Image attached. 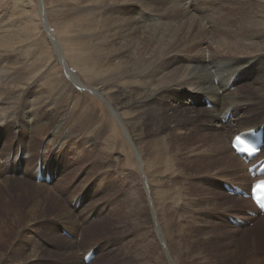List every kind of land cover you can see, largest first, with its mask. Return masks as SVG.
I'll use <instances>...</instances> for the list:
<instances>
[{"label": "bare ground", "instance_id": "6f19581e", "mask_svg": "<svg viewBox=\"0 0 264 264\" xmlns=\"http://www.w3.org/2000/svg\"><path fill=\"white\" fill-rule=\"evenodd\" d=\"M209 1H212L213 3L218 1L217 8L215 7L210 15L213 29H215L212 30V32L208 31L207 28L201 24L198 17L195 16H204L210 10L209 8L207 9L205 4L200 3L197 0H81L83 8H85L88 13L87 19L85 18L86 23L83 22L85 24L82 25V29L91 35L93 42H95L94 46L97 49L100 47L99 51L101 54L98 53L99 56L96 59L83 61L75 60L69 63L70 68L67 66L66 75L60 73L61 75L57 76L59 75L60 70H54L52 68L49 70L46 63H32V60L27 58L29 56V53L27 52V59L23 56V58L21 57L22 60L17 59L12 62L8 71L0 72V146L2 147L5 142L7 154L3 153V156L6 155V158L12 157L13 159L10 176L0 171V176L2 175L3 177V180L0 182V187L8 188V185H10L9 188L14 187V189L11 190L12 195H16V197L22 196L28 200L27 209L30 214L28 218L29 225L35 223L36 215L39 213L42 206L47 208L50 207L54 211V215H52L51 218L53 217L67 225H72L75 222L70 209L79 219L84 221L85 218H87L85 224L89 225L99 216L103 215L96 208L90 210V206L87 205L91 198V192L89 190L91 189L93 191L92 200L95 197L94 202H102V204H96L95 206L105 209L107 217L112 213L110 216L113 215L111 218H113L112 223H114V227H112L113 229L108 231L104 236L107 242L111 244L110 250L102 243H98L102 237L99 239L92 238L90 241L86 242V244L83 243L87 245V249L82 257L89 251L94 252V258L89 264H93L96 261L100 252L105 253L110 251V253L108 252L109 255L112 253L114 255L115 239L124 240L125 245H123L122 248H125L124 251H126V254L124 257H120L121 260L123 258L130 259L132 260L131 264H133L134 261L136 262L139 260L140 255L138 249L132 250L131 247L134 243L139 242V238L141 237V232L139 230L143 226L153 229L154 232V238L149 248H146L145 244L141 242L144 251L148 252L151 247H154L155 249L154 257L146 259L144 264H175V262H173V255L176 253H171L170 249L167 247L163 232L169 230L171 234L176 235L172 229V226L177 223L176 220L172 218L173 206L180 202V194L182 193L179 192L184 190H182L181 187L174 186L179 180L181 181V178H177L178 180L176 179L175 176L177 174L175 175L172 171V166L170 164L172 159V149L174 148L172 147L173 143L170 142V138L179 134L184 136L185 141L182 139L183 142L180 140V142H176L181 145L183 148H181L182 150L185 148L186 150L189 149L187 155H191L190 157L192 159H188H190L191 162L197 161L198 165L204 169L203 174L214 175L210 171V166L214 165L217 172L219 171L220 173L221 171L223 173L221 177L229 178V175L231 178H234L235 175L233 174V169H235L234 171L236 175L239 174V176H241V179H237L233 182L215 178L220 176V174L215 175L214 186H216L217 181H220V185L227 183L249 189L253 179L248 175L247 169L260 158H264L263 148L260 156L250 164H246L233 152L230 146L232 138L240 132L251 129L258 130L259 128H262L264 131V58H262L261 61H258L257 58L255 61H252L254 59V57H252L245 64L242 62L239 64V60L231 61L220 58L221 56L217 58L218 54L224 52L225 54L237 56L236 59H240L241 56L264 55V39L262 42H251L248 37L245 36V34L248 35L264 31V0H246V2L250 4L243 7H247L248 11L254 12L257 19L251 16L242 22V24L238 22V13L223 12L222 5L225 3V0ZM235 1L241 3L243 0ZM39 4L41 5V3ZM130 5L134 6H132V11H129V14L123 12V9H129ZM155 6L162 9L164 13L152 10ZM234 6L241 5L234 4ZM81 20L84 19L81 18ZM252 23H254V25ZM29 25L31 24L29 23ZM232 25L238 26L234 30H230ZM257 27L261 29L253 30V28ZM47 29H49V27H47ZM49 36L52 39L49 38L51 41L50 48H52L51 58L56 57L58 59L61 57L60 44L57 39H54L51 31ZM86 37L89 36L86 35ZM208 37L212 38H210L209 47L211 48L210 50H212L213 57L224 65L225 70H229L231 74L225 73L223 67L217 64L215 59L212 60L209 55H206L203 60L197 58H183V61L188 65L205 64L203 66H179L175 61L174 54L188 53L180 51L181 48L187 49L188 47L195 48L201 46L206 43L207 39H209ZM0 42H2L1 38ZM4 53L5 55L3 56L11 54L20 58V55L16 54V52ZM207 53L210 52L207 51ZM115 55L118 56L114 58ZM47 61L49 63L50 60H44L42 62ZM246 64L248 65L245 66ZM54 67L55 69H59L57 64H55ZM71 70H75L78 73H74ZM51 73H53L54 77L51 78L49 76L47 79L46 76ZM135 73L141 75H135L134 78V75L131 74ZM202 77H204V82H207L209 78L212 77L211 85L215 89L214 95L218 97L213 98L207 97L203 94L194 93L190 96L185 95L184 98L182 96L178 97L177 101L187 102L186 107L178 105L175 98L170 95V91L174 88L185 90L200 89L198 91H208L206 90L208 88L201 84ZM134 80H136L138 84L134 83ZM41 82L44 84L42 85ZM58 83H62V85L65 86L64 90L59 93L52 89V87ZM249 83L251 84L246 87H239ZM254 84H256L257 87H253ZM39 86L40 89L41 86L44 89L39 90V88H37ZM236 88L237 91L235 90ZM239 88L242 90L238 91ZM28 90H32L33 93L30 96L28 95L29 98L25 97V99H23L24 97L22 98V95L28 92ZM233 90L235 91L228 97V100L230 105L236 106L226 108L223 103L224 99L226 95ZM242 91H248L250 94L249 97L251 98H248L246 102H240L244 100L245 95H249L244 94ZM127 92H133L134 94H127ZM75 93H78V96H80V98L77 96L78 98L76 101L72 100ZM10 95H13L12 98L9 97ZM57 95H59V97ZM18 96H20L21 99L18 104H15L14 100L17 99ZM94 98L101 99L100 102L102 103L97 101L99 103L97 104ZM204 98H206L207 101H204ZM91 99L94 100L93 105L96 104V106H94L96 109L89 107L88 100ZM206 102L212 106L210 112L214 113V124L203 126L205 132L209 134L199 132L200 134L197 135L194 129L198 130L197 128L200 124L210 121V115H207L209 111H207ZM241 105L248 106L245 112L244 107L237 109L238 106ZM202 109L206 110V112ZM40 110H44L43 112L49 111L48 113H56L54 115L52 114L53 116L61 111L65 112V117L60 113L61 119L59 118L60 121L57 122V125L55 126V132L52 134L50 133L52 135L51 147L48 148L47 144V147L45 148L47 153L41 155L37 154L38 151H34L37 152L36 154L32 153V151L39 146L37 145L38 142L35 138L38 139L37 134H40L38 131L43 128L41 130L43 132L45 125L42 128H39L40 125H36L31 129L27 128V130H24V127H27L29 120H32V116L30 115ZM261 111L262 114H260ZM40 112L43 113L42 111ZM38 113L39 112L36 114ZM252 113L254 115H252ZM34 115L35 114H33V116ZM230 116L231 118H229ZM18 119H22L24 122L20 126L23 130V134L20 132L21 139L16 136L5 141L7 139L5 132L6 130H9L10 123L13 122L16 124V122L19 121ZM39 119L41 120V118ZM225 120L226 122L223 123ZM52 121H54V119ZM55 121H57V119ZM231 121H233L232 125L230 124ZM51 124L52 123H50V125ZM79 125H82L83 127L81 133L77 130ZM173 128L175 130H172ZM177 129H181L180 132H182L175 134ZM199 130L203 131L200 127ZM216 132L219 134H211ZM29 133L31 134V140L26 137ZM79 134H82L85 138L81 137ZM195 134L197 135L196 138L198 140L201 139L200 143L193 141L192 138L195 137ZM43 135L45 134L43 133ZM112 135H114V137ZM27 139L28 141H25ZM214 140H223V143H221L222 148L219 142L217 143L220 145L221 149H224L226 154L224 158L219 156V151L215 148ZM126 141L130 143L133 153L127 152L123 154L120 152L121 150H125L124 143H126ZM55 144H57V147ZM82 148H84V152L82 151ZM186 150L185 153L187 152ZM81 151L83 153H81ZM32 154L34 156H32ZM37 155L38 158L36 159ZM178 155H180V153ZM15 158H19V160L16 161L14 160ZM6 160L8 161L9 159ZM176 162L178 161L176 160ZM82 165L89 166L83 167ZM125 166L127 167L125 168ZM39 169L43 175L48 174L51 176L52 180L49 184H46L45 182L40 183L36 180ZM177 169L180 171L179 168H176V170ZM13 173H17L19 175L18 178L12 177ZM182 173L184 172L182 171ZM199 175H202V173ZM196 176L198 178L197 174ZM189 178L191 179V177ZM76 179L79 181L78 184L77 182L75 183ZM90 181H92V184L90 183L86 185L89 189L84 187L79 193H77ZM94 183L95 187L93 186ZM197 183L199 184V182ZM68 184L75 185L73 186V188L75 187L73 195L77 194L72 197L71 201L68 203L70 206L67 209L65 202L59 199L57 194L54 196L53 193H59L58 190L61 192L63 189H66ZM174 187L178 188H176L177 191ZM203 191H205V188ZM142 192L144 193V196L142 195ZM184 192L186 193V191ZM205 192L207 193L208 191ZM63 193H66V198L69 196L67 192L63 191ZM224 193H226L225 190ZM12 195L9 194L5 198L4 203L9 202L7 198L11 199ZM182 195H184V193ZM217 195L220 197V194ZM59 196L61 197V195ZM187 197L188 196H186V198ZM223 197H226L229 200L228 203L232 202V207H227V209L224 210L221 209L219 213L225 215L234 212V215L230 214L227 216V230L230 233L232 232L234 236L243 234L245 237L240 239L242 244L247 242V245L251 244L256 246L257 244L264 247V235L263 237H258L255 234L259 229L260 222L254 224L251 229L246 228L245 226H232L230 223V219L236 217L247 223L249 221L256 223L261 218L263 220L264 214L258 215L257 217H250L247 213L248 210H252L256 213L257 211L254 209L253 204L249 199L229 195ZM209 202H211L210 199ZM243 203H250V208H235ZM212 204H215V202ZM187 205H185V207ZM211 207L212 206H210V208ZM179 209L181 210V208ZM174 212L176 213V211ZM12 213V217H14L12 220L17 221L18 212L14 211ZM188 214L185 213V215L182 216ZM191 215L192 214H190V217ZM127 216H129L132 221L131 225L126 223ZM90 219H92V221L89 223L88 221ZM189 220H191V218ZM83 221L81 222L84 225ZM81 222L77 223L78 228H81ZM59 223L60 222H53V226H46L47 228L44 230L49 233V236H56V231L60 233L62 230L67 234H71L73 237L71 239L63 236L58 237V235L56 238L60 243H63V245L65 244L72 248L74 246L75 248L78 239L68 228H62ZM94 224L95 223H93V225ZM124 224L125 226H122ZM209 224L206 226L207 228L210 227ZM29 225H27V227H31ZM212 226L213 225H211V227ZM117 227H119L120 231H116L115 228ZM38 229H40V227ZM236 230L238 231L236 232ZM229 232H225L224 235L227 237L226 242L232 244L235 240L234 238L232 239V237L231 239L228 237ZM217 235L215 233L216 237ZM17 236L18 235L16 234V237ZM219 236H221V234H219ZM0 239L4 241L1 234ZM201 239L203 240V238ZM30 240L33 241L32 239H29V241ZM35 243L38 244L37 242ZM35 243L29 242L30 247H27L29 254L26 259L27 262L25 260L27 264H32L36 260V256L34 255L35 251H33V244ZM54 244L57 246L56 243ZM38 247L44 249L41 245ZM122 248L119 247V250ZM217 248L218 247H212L210 250L217 253ZM58 249L60 248H57V250ZM183 250L184 254L188 251L186 247L183 248ZM230 250L225 247L218 251V256L221 258L222 264H226L229 259L232 264H238L234 259L235 251L233 252ZM67 251L69 252L71 250ZM54 252H51L50 250L48 253L49 256L56 257V255L59 254V251ZM60 252L63 253V251ZM194 254L195 253H193V255ZM64 255L66 256L67 254ZM74 256L76 257V255ZM186 256L187 254L185 257ZM117 258H119L118 254ZM199 258L200 257L197 255L195 258L196 260L194 259L192 262H194V264L197 263ZM1 259L4 260V257ZM13 259L14 258H12V260ZM38 259L40 260V258ZM207 259L201 260L200 264H210ZM41 260L43 261V259ZM18 261L19 260H15V263L24 264ZM11 263L15 264L14 261L10 262V264ZM37 263L38 261L36 264ZM105 263L109 264L108 262ZM76 264L85 263L81 258V263L78 262ZM242 264H264V260L254 256L253 259L245 261Z\"/></svg>", "mask_w": 264, "mask_h": 264}, {"label": "rangeland", "instance_id": "374dc122", "mask_svg": "<svg viewBox=\"0 0 264 264\" xmlns=\"http://www.w3.org/2000/svg\"><path fill=\"white\" fill-rule=\"evenodd\" d=\"M197 1L200 2V3L205 4L206 7H207V9L208 8L210 9L209 12L206 15L199 17V16L195 15L194 13H192L190 10L189 11L193 15H195L196 17H198V19L200 20L201 24H203V26H205L208 31H211L212 32V30H215V29H213V25H212V22L210 20V15L214 11V8L216 6H218V1H216L215 3H213L212 1H209V0H204V1L197 0ZM39 3H41V5ZM234 4L235 5H241V6H234ZM247 4H250V3L246 2V0H243L241 3H237L235 0H225V3L222 5V10H223L224 13H226V12H235V13H238L239 14L238 22L240 24H242V22H244L245 20H247L251 16H253L255 19H257V16H255L254 12H250V11L247 10V7H243V6H247ZM132 6L133 5H130L129 9L124 8L123 9V12L128 13L129 11H132ZM78 7H80L81 9L78 8ZM152 10H154L156 12L164 13L162 11V9H160L158 6L153 7ZM77 13H78V15H77ZM87 14H88L87 13V10L85 8H83V4L81 3V0L80 1H78V0H0V38L2 40V42H0V56H1L0 57V72L8 71L9 68H10V64L12 62L16 61L17 59L18 60H20V59L22 60L23 56H25L24 58H26L28 56V53H29V56L27 58H29V60H32V63H34V64L46 63V66H48V69L49 70H51V68L54 69V70H60L59 75H57V76H60L61 74L62 75H66L65 73H66L67 66L70 68L69 63H71V62H73L75 60H81V61H83V60H91V59L94 60V59H96L99 56L98 53L101 54V52L99 51V48L100 47L97 49L94 46V43L95 42H93V38L91 37V35L88 34L85 31H83V29H82L83 28L82 25H84L86 23V19L88 17ZM153 14H155V13H153ZM1 15H3V16H1ZM79 17H80V19H79ZM81 18L84 19L85 21L84 20H81ZM83 22H85V23H83ZM29 23L31 25H29ZM252 24L254 25V23H252ZM237 26L238 25H236V26L232 25L230 30H234ZM47 27H49V29H47ZM256 29H261V28H258V27L257 28H253V30H256ZM46 31H48V32H46ZM50 31L52 32V34L54 36V39H57L58 43L60 44L61 57H59L58 59L56 57L51 58V54H52V50L51 49L52 48H50V44H51L50 43L51 42L50 41L51 38L49 36ZM213 32H215V31H213ZM85 34L87 36H89V37H86ZM245 36L248 37V39L251 42H262L263 39H264V31L255 32V33H251V34H248V35L245 34ZM208 38L209 39H207L206 43H204L201 46H197L195 48L188 47L187 49L181 48L180 51H185V52H188V53L187 54L186 53H184V54H181V53L180 54H174V59L177 62V64L179 66H203V65H205V64H203V65H198V64L197 65H188V64H186L183 61V58L184 57H186V58H197V59H202L203 60L206 55H209L210 58L212 60H214L215 58L213 57L212 50H210L211 48L209 47V45H210V38L211 37H208ZM88 44H90V45H88ZM91 44H92V46H91ZM1 45H3V46H1ZM63 46H64V48H63ZM101 47H103V46H101ZM19 48H20V50H19ZM22 48H23V50H22ZM91 48H93V49H91ZM24 49L27 50V51H25ZM20 51H22V52H20ZM207 51H209L210 53H207ZM4 52H9V53L16 52V54L20 55V58L18 56H13L11 54L10 55H6V56H3V55H5ZM195 52H197V53H195ZM41 55H42V58H41ZM198 55H202V56H198ZM116 56H118V55H115L114 58ZM43 57H44V59H43ZM219 57L220 58H223V59H228V60H231V61H237V60H239V64L241 62L245 64L252 57H254V59L252 61H255L256 58L258 59V61H261V59L264 58V55H260V56H258V55H255V56H241L240 59H236L237 56L231 55V54H225V52H224V53L218 54V57L217 58H219ZM44 60H50V61H49V63H48V61L47 62H42ZM67 60H69V61H67ZM55 64H57L59 66V69H55V67H54ZM217 64H219V65H221L223 67L225 73L231 74L229 70H225L224 65H222L220 62L217 61ZM239 64H238V67H239ZM248 64H246L245 66H247ZM141 69H143V68H141ZM71 71H73L74 73H78L75 70H71ZM56 74H58V73H56ZM131 75H134V78H135V75H141V74L135 73V74H131ZM49 76L51 78L54 77L53 73H51L50 75L46 76L47 79H48ZM203 78L204 77L201 78V84L204 85V86H206L208 88L206 90H208V91H198L200 89H196V90H185V89H180V88H174L173 90L170 91V95L175 98L177 104L180 105L181 107H186L187 102L177 101V98L180 97V96H182L184 98L185 95H189L190 96L191 94L197 93V94H203V95H205L207 97H213V98L218 97V96L214 95L215 89L211 85V83H212V77H210L207 82H204ZM133 82L134 83H137L136 80H134ZM41 84L43 85L44 83L41 82ZM216 84H217V81H216ZM250 84L251 83L244 84V85L239 86V87H246V86H248ZM55 86H53L52 89H53V91L58 92V93L60 91L64 90V88H65V86L62 85V83H58ZM253 87H257V85L254 84ZM31 88H32V86H31ZM37 88H39V90L44 89V88H42V86H41V89H40V86L37 87ZM237 88L235 89L236 91H237ZM34 89H36V88H34ZM32 90H33V88H32ZM32 90H28L29 93L28 92L24 93V95H22V98L23 97H24L23 99H25V97H28L29 98V96L33 93ZM235 90L231 91L230 93H228L226 95V97L224 99V102H223L225 104L226 108L235 107L236 106V105H230L229 104V100H228V97ZM241 90L242 89L239 88L238 91H241ZM122 92H125V91H122ZM242 92L244 94H249L248 91H242ZM127 94H134V93L133 92H127ZM74 95L75 96L73 97L72 100H75L76 101V99L78 97L80 98V96H78V93H75ZM12 96L10 95L9 97L12 98ZM57 96L59 97V95H57ZM249 96H250V94L249 95H245L244 100H242L240 102H246V100L248 98H251ZM20 99H21L20 96H18V98L14 100V103L15 104H18L19 101H20ZM94 100H95V102L97 104L102 103V102H100L101 99L94 98ZM94 100L93 99L88 100V105H89V107H92V108H95L96 109V107H94V106H96V104L93 105L94 104ZM203 100L204 101H207L206 98H204ZM241 107H244V112L248 108V106L241 105V106H238L237 109H239ZM206 108H207V111H209V113H207V115H210V117H209L210 121L207 122V123L200 124L198 126V128H197L198 130L194 129V131H195V133L197 135L200 134L199 132L206 133L205 130L203 129V126H205L207 124H210V125H213L214 124V113L213 112H210V110H212V106L211 105H206ZM28 110H29V108H28ZM202 110L204 112H206V110H204V109H202ZM40 111L43 112L44 110H40ZM40 111H37V112H39L38 113L39 115L36 114L37 112L36 113H32V115H30V116H32V120L31 121L29 120V123H28L27 127H24V130H27V128H30L31 129V128L35 127L36 125H40L39 128H42L45 125L43 132L41 131L43 128L40 131H38L40 133V134H37V138L38 139L35 138V140L38 142L37 145H39V146L38 147L36 146L37 148H35V150L32 151V153H34V154L37 153V152H34V151H38L37 154H39V155L46 154L47 153V150L45 149L47 147L46 146L47 144H48V148L51 147L50 146L52 144V141H51V139H52L51 136L52 135L51 134L53 132H55V126L57 125V122H59L60 119H61V117H60L61 114L60 113H62L63 116L65 117V115H64L65 112L64 111L59 112L55 116H53V115L56 114V113H51V112L48 113L49 111H46V110H45L46 112L41 113ZM33 114H35V115L33 116ZM260 114H262V111H261ZM252 115H254V114L252 113ZM263 115H264V113H263ZM240 117H239V119H240ZM39 118H41V120ZM50 118L52 120L54 119V121L57 119V121L54 122ZM229 118H231V116ZM42 119H43V122H42ZM20 120H21V122H20ZM20 120L18 122H16V124L13 123V122L10 123V127L8 128L9 130L8 131L6 130V132H5V136L7 137V139L5 141H8L9 138L11 139V138L16 137V136H18L21 139L20 136H21V134H23V132H22L23 130H22V128L20 126L24 122L22 121V119H20ZM225 122H226V120L223 121V123H225ZM47 123H48V125H47ZM50 123H52V124L50 125ZM230 124L232 125L233 124V121H231ZM199 127L204 132L203 131H200L199 130ZM215 127H217V126H215ZM49 129H50V131H49ZM82 129H83L82 125H79L78 128H77V130L79 131V133H81ZM172 130H175V129L173 128ZM180 130L181 129H179V130L177 129L175 131V134L178 133V132H180ZM45 131H47V132H45ZM20 132H21V134H20ZM43 133L45 135H43ZM29 134L26 135V137L28 139L31 136V134L30 135ZM196 134H195V137L192 138V139H193L194 142L200 143L201 142V139L198 140L196 138V136H197ZM206 134H209V133H206ZM211 134L212 135L213 134H216L217 135L219 133L216 132V133H211ZM38 135H40V136H38ZM79 135L81 137L85 138L84 136H82V134H79ZM179 135H175L176 138H175V136L172 137V138H170V142L174 144V145L172 144V147H174V148L172 149V154H171L172 155V159L170 161V164L172 166V171L175 173V175L177 174L175 176L176 179L177 178H179V179L181 178V181L179 180V182L176 183L174 186L181 187L182 190L186 191V193L184 191L179 192V193H182V194L184 193V195L180 194V196H181L180 202L181 203L179 202L177 205L173 206L174 209H173V217L172 218L174 220H176L177 223H175L174 226H172V229L174 230V233L176 235L171 234L169 232V230H166V231L163 232L164 240H165V242L167 244V247L170 249L171 253H176L175 255H173V262H175V264H177V263L178 264H186V263L187 264H194V262H192V261H194V259L198 255L200 258H199V260H197L198 262L195 263V264H200L201 263V260H206L207 258H208L207 261H209L210 264H222L221 258H219V256H218V251L220 249H224L225 247H227L229 250L231 249L233 252L235 251L234 252L235 253L234 259H235L236 263H238V264L240 262H241L240 264H242L245 261H250L251 259H253L254 256L260 258L261 260H264V247L263 246H260V245H257V244H256V246L251 245V244L247 245V242H244V244H242L240 242V239H242L243 237H245V236H243V234H239V236H234L232 234V232L230 233L227 230V228H226V225H227V216L230 215V214L231 215H234V212L229 213V214H225V215L219 213V211L221 209L224 210V209H227V207L231 208L232 207V202H230L231 204L228 203L229 200L226 197H223V196H227L228 194H227V192L224 193V190L225 189L223 188V184L220 185V181H217L216 182V186H214V183H215L214 177H215V175L220 174V176H217L215 178H219V179H223V180H228V181H233V182H235L237 179H241V176H239V174L236 175V173L234 171L235 169H233V174L235 175L234 178H231V176H229L228 174L227 175H228L229 178L221 177V175L223 173L221 171H220V173H219V171L217 172V169L215 168L214 165H211L210 166V171L214 175L207 174L208 175L207 176L206 174H203L204 169L198 165L197 161H195V162L194 161L193 162L190 161V159H192L190 157L191 155H187V153H189L188 152L189 149L186 150V148H185L184 150H182L183 148L181 147V145H179V143H177L179 140L181 142H183V140H184V136H181V135L179 136ZM41 136H43V137H41ZM49 136H50V138H49ZM112 136L114 137V135H112ZM180 137H182V138H180ZM28 139L25 140V141H28ZM31 139L32 138H30L29 140H31ZM172 139H174V140H172ZM211 139H213V138H211ZM220 141H218V140L215 141L214 140L215 148L218 149L219 156L224 158V156H226V154L224 152V149H221L222 148V144L221 143H223L222 142L223 140H220ZM127 142L128 141H126V143H124L125 144V148H124L125 150L124 151H122V150L120 151L123 154H125L127 152H132L130 143L129 142L127 143ZM217 142H219V144L221 145V148H220V145ZM227 144H228V142H227ZM5 146H6L5 145V142H4V145L2 147L0 146V149H2V150H0V171H2L4 174L10 176L11 164L13 162V159H12V157L6 158V155L3 156V153L7 154V151H6V147ZM55 146L57 147V144H55ZM228 146H229V144H228ZM3 147H5V148H3ZM127 147H129V148H127ZM217 147H219V148H217ZM185 150L187 151L186 153H185ZM82 151L84 152V148H82ZM82 151H81V153H83ZM176 152H177V154H176ZM179 153H180V155H178ZM173 155H176V156H173ZM32 156H34V155L32 154ZM179 156H181V157H179ZM175 157H177L179 160L177 158H175ZM37 158H38V155L36 156V159ZM188 158H190V159H188ZM195 158H196V156H195ZM6 159H9V160L7 161ZM173 159H176L178 162H176V160H173ZM14 160L18 161L19 158H15ZM174 163L178 167H176ZM194 163H196V164H194ZM87 166H89V165H86V166H83V167H87ZM183 166H184V168H183ZM126 167L127 166H125V168ZM180 167H181V169H182V171L184 173H182ZM176 168H179L180 171H178V169L176 170ZM185 170H187V171H185ZM63 172H64V169H63ZM192 172H194V173H192ZM185 173H187V174H185ZM188 173H189V176H188ZM201 173H202V175H199ZM196 174L198 175V178H197ZM18 176L19 175L17 173H13V175H12V177H16V178H18ZM66 177H67V175H66ZM187 177H188L189 180L187 179ZM189 177H191V179ZM2 180H3V177L1 175L0 176V182ZM76 182H77V184L79 183L78 179L75 180V183ZM197 182H199L200 185ZM40 183H42V182H40ZM90 183L92 184V181L86 183L77 193H79L84 187H87L88 188V186H86V185L87 184H90ZM73 186H75V185L68 184L66 186V189H63L61 192H60V190H58L59 193H53L54 196L57 194L58 198L61 199V200H63L65 202L67 209L70 206V205H68V203L71 201L72 197H74L77 194L76 193L75 195H73V191H74V188H75V187L73 188ZM93 186L95 187V183L93 184ZM195 186H197V187H195ZM9 187H10V185H8V188L7 187H0V234L2 235L3 240H4V241H2V239H0V264H4V263L10 264V262H12V261H14V263H15V260L16 261L19 260L20 262H22L24 264H27L26 263L27 262L26 259L28 258L27 256H29V254H28V248L30 247L29 242L30 243L31 242H34V243L37 242L38 243V244H36V243L33 244L34 247L32 246L33 247V251H35L34 252V255L36 256V260L32 264H36L37 261H38L39 264H74L75 262L76 263H78V262L81 263V258L83 259L82 255H83V253L87 249V245H85V244H86V242L90 241L92 238L99 239L100 237H102V239L98 243H102L106 248H109V250L111 249V244L107 242V240L104 238V236L108 233V231H111L113 229L112 227H114V223H112L113 222V218H111L113 215L110 216L112 214V213H110L109 216L107 217L106 216V210L105 209H102V207L95 206L96 204H102V202H94L95 197L92 200L93 191L91 189L88 188L90 190V192H91V198L88 201L87 205L90 206V210H92L93 208H96L103 215L102 216H99L92 223H90L92 221V219H90L88 221L90 223L89 225H86L85 224L87 218H85L84 221L82 219H79L77 216H75L73 214V211L70 208L69 209H70V211L72 213V216H73L75 222L72 225H67V224L63 223L62 221H58V220L54 219L53 217L51 218V216L54 215V211L50 207L47 208V207H44V206H42L40 208L39 213L36 215L37 217H36V221H34L35 223L33 225H29L28 218H29V215L30 214H29V211L27 209L28 200L25 199L22 196L16 197V195H12L11 190L14 189V187H12V188H9ZM176 188H175V190L177 191L178 188L177 189ZM204 188H205V191H208L207 193L205 191H203ZM63 191H65V192L68 193L69 196L67 198H66V193H63ZM216 192H219V193H216ZM189 193H190L191 196L189 195ZM208 193L209 194L211 193V194L209 195ZM9 194H11L13 198L12 197H11V199L10 198H7V200H9V202H5L4 203L5 198ZM217 194H220V197ZM59 195H61V197ZM142 195L144 196V193L143 192H142ZM182 196L184 197V199H183ZM186 196H188L187 197L188 199L186 198ZM208 197H209L210 201L212 202V200H213L212 203L215 202V204H212L211 202H209ZM229 198H231V197H229ZM225 200H226V202H225ZM217 201H218V203H217ZM210 203H211V205H210ZM180 204H182V205H180ZM190 204H191V206H190ZM185 205H187L188 207L186 206L187 207L186 208ZM210 206H212V207L210 208ZM250 206H251L250 203H243V204H240V205L236 206L235 208H237V207L238 208H250ZM192 207H194V208H192ZM208 207H209V209H208ZM213 207H214V209H213ZM179 208H181V210ZM14 211H17L18 212L17 213V215H18L17 216V218H18L17 221H13L12 220L14 218V217H12V214H13L12 212H14ZM174 211H176V213ZM185 213L186 214L190 213L193 216L191 215V217H190V214H188L186 216H182V215H185ZM198 215L199 216L201 215V216L199 217ZM196 216H198V217H196ZM190 218H191V220H189ZM201 218H203L204 220L201 219ZM38 220H40V221H38ZM45 220H46V222H45ZM126 220H127L126 223H128V224L131 225L132 221L130 220L129 216H127ZM261 220H262V218L260 220H258L256 223L253 222V221L252 222L249 221V224H247L245 227L251 229V228H253L254 224H257L258 222H260L261 224H259L260 225L259 226V229H258V231L255 232V234L258 237H263V235H264V218H263L262 221ZM81 221L84 222V225H83V223ZM53 222H60L59 224H60V226L62 228H64V227L68 228L70 230V232L73 233L76 236V238L78 239V243H77L76 246L77 247L79 246V247L77 248L75 246V248H74V246H73V248H72V247H69V246H67L65 244L63 245V243H60L57 240V238H56L57 235H58V237L59 236H63V237H66L68 239L73 238L71 234H67L63 230L60 233L58 231H56L57 232V235L56 236L55 235L49 236V233L46 230H44V229L47 228L46 226H48V227L49 226H53L52 225ZM78 222H81L80 223L81 224L80 225L81 228H78L77 227V223ZM38 223H39L40 226L38 225ZM93 223H95V224L93 225ZM41 224H42V226H41ZM208 224H209L210 227H211V225H213L212 226L213 228L212 227L211 228L210 227L207 228L206 226H208ZM27 225H29L31 227H27ZM122 226H125V224L122 225ZM39 227H40V229H38ZM93 227H96V228H93ZM214 227H215V230H214ZM219 227H220V229H219ZM89 229H91V230H89ZM115 229H116V231H120L119 227H117ZM86 230H89V231H86ZM139 231L141 232V237L139 238V242L134 243L131 248H132V250L138 249L140 256H139V260H137L136 262L134 261L133 264H144V261L146 259L153 258L154 257V254H155L154 247H151L148 252H145L144 249H143V247H142V245H141V242H143L145 244V247L146 248H149V246L152 243L153 238H154L153 229L148 228L147 226H143ZM237 231L238 230H236V232ZM217 232H219V233H217ZM225 232H229L228 233V235H229L228 237L230 239H231V237H232V239L234 238L235 242L232 243L233 245L231 243H229L230 244L229 245L226 242L227 237L224 235ZM215 233H216V235L218 234L217 237L215 236ZM16 234L18 235L17 237H16ZM219 234H221V236H219ZM185 235H186L187 239H186ZM250 236H252V235H250ZM26 237L27 238L30 237L29 239H32L33 241H31V240L29 241V239H27ZM201 238H203V240ZM222 238H223V240L224 239L225 240L223 241ZM199 239H201V240H199ZM189 240H191V241H189ZM204 240H207L208 242L207 241H204ZM53 241H55V242H53ZM202 241H204V242H202ZM223 242H224L225 245L223 244ZM54 243H56L57 246ZM83 243H85V244H83ZM98 243H96V244H98ZM205 243H207V244H205ZM39 245H41L42 247H44V249L45 248L46 249L45 250L44 249H41V247H38ZM123 245H125L124 244V240L122 241V240L115 239L114 255H113V253L109 255L110 251H108L109 253L108 252H105V253H103V252L101 253L100 252L98 254V257L96 258V261L93 264H100V263L106 264L105 262H108L109 264H131L132 260H130V259H126V258H123L122 260L120 259V257H124V255L126 254V251H124L125 248H122ZM201 246H202V248H201ZM119 247L122 248V249L119 250ZM185 247L188 249V251L184 254L183 248H185ZM212 247H218L217 250H216L217 253H215V252H213V251L210 250V248H212ZM25 248L27 249V251H26ZM57 248H60V249L57 250ZM116 248L118 249V251H117ZM199 248H200V250H199ZM50 250H51V252L59 251V254L56 255V257L55 256H49L48 253L50 252ZM67 250H71V251L68 252ZM60 251H63V253L60 252ZM77 251H78V253H77ZM200 251H202L203 253L202 252L199 253ZM71 252H72V254H71ZM193 253H195V254L197 253V254L196 255L195 254L193 255ZM64 254H67V255L65 256ZM117 254L119 255V258H117ZM186 254H187V256L185 257ZM74 255H76V257ZM2 257H4V260L1 259ZM11 257L14 258V259L12 260ZM37 257L40 258V260ZM210 257H212V258H210ZM68 258L70 259L71 262L69 261ZM5 259H6V261H5ZM41 259H43V261ZM71 259L73 260V262H72ZM25 260H26V262H25ZM47 260H49V261H47ZM238 260H239V262H238ZM11 264H13V263H11ZM15 264H18V263H15ZM226 264H232L231 261H230V259L226 262Z\"/></svg>", "mask_w": 264, "mask_h": 264}, {"label": "snow or ice", "instance_id": "6c2138e0", "mask_svg": "<svg viewBox=\"0 0 264 264\" xmlns=\"http://www.w3.org/2000/svg\"><path fill=\"white\" fill-rule=\"evenodd\" d=\"M239 143H240V137L237 136V138H236V144L234 145V147H235L236 145H238ZM247 151H248V154H249V155H255V153H256L257 150H255V149H253V148H248ZM261 188H264V182H262V183H260V184H256V185L252 188V191H253V193H255V192H258ZM256 202H257V204L260 206V208L264 209V203L261 202V200H260V198H259L258 196L256 197Z\"/></svg>", "mask_w": 264, "mask_h": 264}]
</instances>
